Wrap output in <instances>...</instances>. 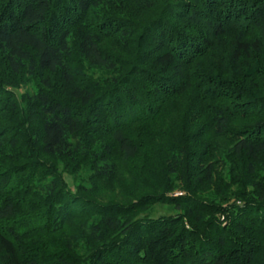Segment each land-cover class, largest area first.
Masks as SVG:
<instances>
[{"label":"trees","instance_id":"16d2710c","mask_svg":"<svg viewBox=\"0 0 264 264\" xmlns=\"http://www.w3.org/2000/svg\"><path fill=\"white\" fill-rule=\"evenodd\" d=\"M0 264H264V0H0Z\"/></svg>","mask_w":264,"mask_h":264},{"label":"rangeland","instance_id":"374dc122","mask_svg":"<svg viewBox=\"0 0 264 264\" xmlns=\"http://www.w3.org/2000/svg\"><path fill=\"white\" fill-rule=\"evenodd\" d=\"M112 162H113V164H115L116 173L117 174L118 173H122L120 170H121L123 164L119 161V159L118 158H113L112 159ZM67 182L70 183V181L68 179H67ZM114 190H115V192H114L115 198H119L120 196L118 197V195H119V192L118 191H120V190L117 189V188H115ZM109 195H110V193H109ZM120 195H121V193H120ZM178 195L179 194L176 193L173 196H178ZM121 196H123V194ZM117 201H119V199ZM146 213L148 215H151L152 218H156V217H160V216H165V215L166 216H172L173 215V212L172 211H170V210L166 209V207H162V206H160V207H154V208L152 207V208L148 209Z\"/></svg>","mask_w":264,"mask_h":264}]
</instances>
